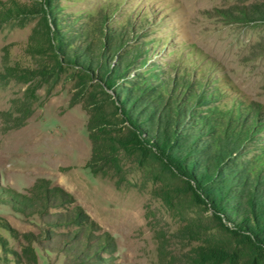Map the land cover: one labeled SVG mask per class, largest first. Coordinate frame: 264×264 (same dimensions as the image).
<instances>
[{
	"label": "rangeland",
	"instance_id": "1",
	"mask_svg": "<svg viewBox=\"0 0 264 264\" xmlns=\"http://www.w3.org/2000/svg\"><path fill=\"white\" fill-rule=\"evenodd\" d=\"M120 100L264 188V0H0V264H202L223 241Z\"/></svg>",
	"mask_w": 264,
	"mask_h": 264
},
{
	"label": "trees",
	"instance_id": "2",
	"mask_svg": "<svg viewBox=\"0 0 264 264\" xmlns=\"http://www.w3.org/2000/svg\"><path fill=\"white\" fill-rule=\"evenodd\" d=\"M119 108L123 119L132 128L130 137L135 141L134 146L160 159L164 168L172 175L185 178L192 201L212 211L210 229L218 228L223 241L199 249L197 254L201 257L200 262L264 264V188L262 185L254 187L249 177L233 173L231 167H228V170L232 175L226 178L220 170L224 168L221 166L225 164L227 157L235 153V149L230 148L227 154L225 150L219 151L207 142L199 143L196 141L197 133L189 134L183 142L177 136L178 123L171 113L160 115L157 119H148V123L156 120L159 131L162 130V136L158 133L153 138L145 137L139 127L140 119L128 108V102L120 100ZM180 115L181 112L178 117ZM106 123L101 122L98 128L105 131ZM118 143L123 146L125 142L118 140ZM206 152L215 155V158L209 157L215 160V166L211 165V161L205 162L200 158L201 154ZM215 168L218 170L216 175L213 172ZM248 188L253 191L247 199L248 208L245 209L243 204ZM198 260L196 262H199Z\"/></svg>",
	"mask_w": 264,
	"mask_h": 264
}]
</instances>
